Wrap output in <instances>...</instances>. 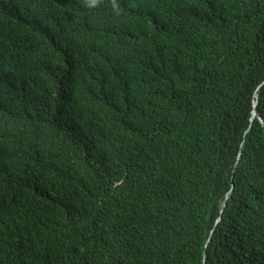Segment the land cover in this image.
I'll list each match as a JSON object with an SVG mask.
<instances>
[{
  "label": "trees",
  "instance_id": "16d2710c",
  "mask_svg": "<svg viewBox=\"0 0 264 264\" xmlns=\"http://www.w3.org/2000/svg\"><path fill=\"white\" fill-rule=\"evenodd\" d=\"M0 264H264V0H0Z\"/></svg>",
  "mask_w": 264,
  "mask_h": 264
},
{
  "label": "water",
  "instance_id": "95a60500",
  "mask_svg": "<svg viewBox=\"0 0 264 264\" xmlns=\"http://www.w3.org/2000/svg\"><path fill=\"white\" fill-rule=\"evenodd\" d=\"M253 115H254V113H253Z\"/></svg>",
  "mask_w": 264,
  "mask_h": 264
}]
</instances>
